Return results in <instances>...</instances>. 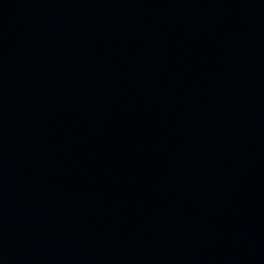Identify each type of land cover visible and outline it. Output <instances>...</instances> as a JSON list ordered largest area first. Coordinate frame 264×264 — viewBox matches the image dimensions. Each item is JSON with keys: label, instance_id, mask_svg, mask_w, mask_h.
<instances>
[{"label": "water", "instance_id": "95a60500", "mask_svg": "<svg viewBox=\"0 0 264 264\" xmlns=\"http://www.w3.org/2000/svg\"><path fill=\"white\" fill-rule=\"evenodd\" d=\"M0 264H264V0H0Z\"/></svg>", "mask_w": 264, "mask_h": 264}]
</instances>
